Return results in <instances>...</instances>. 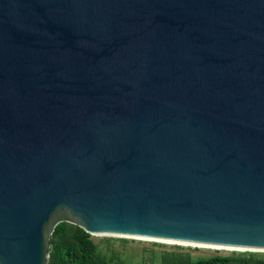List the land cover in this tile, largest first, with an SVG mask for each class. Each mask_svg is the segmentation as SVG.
Returning <instances> with one entry per match:
<instances>
[{
  "label": "water",
  "instance_id": "1",
  "mask_svg": "<svg viewBox=\"0 0 264 264\" xmlns=\"http://www.w3.org/2000/svg\"><path fill=\"white\" fill-rule=\"evenodd\" d=\"M61 223L264 251V0H0V264Z\"/></svg>",
  "mask_w": 264,
  "mask_h": 264
},
{
  "label": "trees",
  "instance_id": "2",
  "mask_svg": "<svg viewBox=\"0 0 264 264\" xmlns=\"http://www.w3.org/2000/svg\"><path fill=\"white\" fill-rule=\"evenodd\" d=\"M49 242L47 264H122L117 254L106 255L89 234L71 224L57 225ZM160 264H221V261L217 256L193 259L188 253L164 252ZM224 264H264V257L253 253L232 254Z\"/></svg>",
  "mask_w": 264,
  "mask_h": 264
},
{
  "label": "rangeland",
  "instance_id": "3",
  "mask_svg": "<svg viewBox=\"0 0 264 264\" xmlns=\"http://www.w3.org/2000/svg\"><path fill=\"white\" fill-rule=\"evenodd\" d=\"M91 238L106 255L111 256L113 252L117 254L122 264H160V257L164 252L188 253L193 259L217 256L220 258L221 264H224L227 257L232 254H243L129 238L103 236H91ZM253 254L264 257V253Z\"/></svg>",
  "mask_w": 264,
  "mask_h": 264
},
{
  "label": "bare ground",
  "instance_id": "4",
  "mask_svg": "<svg viewBox=\"0 0 264 264\" xmlns=\"http://www.w3.org/2000/svg\"><path fill=\"white\" fill-rule=\"evenodd\" d=\"M129 239L142 240V241H155V240H147V239H140V238H129ZM155 242H161V243L171 244V245H180V246H186V247L204 248V249H209V250H214V251L238 252L237 250H233L230 248H222V247H213V246H204V245H195V244L168 242V241H155ZM254 253H264V251L255 250Z\"/></svg>",
  "mask_w": 264,
  "mask_h": 264
}]
</instances>
